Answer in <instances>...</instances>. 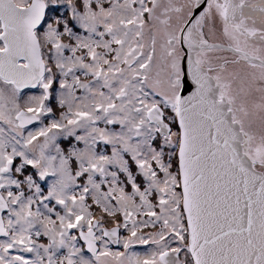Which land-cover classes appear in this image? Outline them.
<instances>
[{
    "label": "snow or ice",
    "instance_id": "6c2138e0",
    "mask_svg": "<svg viewBox=\"0 0 264 264\" xmlns=\"http://www.w3.org/2000/svg\"><path fill=\"white\" fill-rule=\"evenodd\" d=\"M0 264H264V0H0Z\"/></svg>",
    "mask_w": 264,
    "mask_h": 264
}]
</instances>
